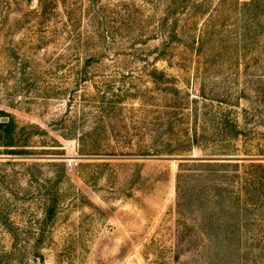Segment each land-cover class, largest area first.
<instances>
[{
  "label": "rangeland",
  "instance_id": "obj_1",
  "mask_svg": "<svg viewBox=\"0 0 264 264\" xmlns=\"http://www.w3.org/2000/svg\"><path fill=\"white\" fill-rule=\"evenodd\" d=\"M58 1L59 19L74 10L76 26L69 35L54 28L32 60L25 54L36 48L29 37L40 29L33 12L42 0H0L12 29L2 32L10 44L0 50V135L21 129V148L0 147V264H264V160L197 172L200 197L186 211L176 195L180 166L220 151L213 120L244 123L248 146L264 154V0H198L178 16L167 13V0ZM176 19L178 37L165 48ZM89 60L91 79L76 91L73 76ZM17 64L26 75L14 74ZM153 70L176 84L153 83ZM86 121L103 122L111 140L131 137L150 149L195 128L200 142L183 156L83 155L64 134ZM124 125L127 132L114 130ZM32 126L43 133L30 136ZM177 157L197 159H163ZM246 183L251 197L231 202L229 188L237 196ZM46 198L55 215L43 223ZM220 222L242 227L237 248L247 256L223 255L230 231Z\"/></svg>",
  "mask_w": 264,
  "mask_h": 264
},
{
  "label": "trees",
  "instance_id": "obj_2",
  "mask_svg": "<svg viewBox=\"0 0 264 264\" xmlns=\"http://www.w3.org/2000/svg\"><path fill=\"white\" fill-rule=\"evenodd\" d=\"M169 1V7L167 8V13L171 15H181L183 11L187 10L190 5H197L198 0H167ZM58 0H42L41 10L33 12L36 14V17H38L39 21H37L35 27L39 26V30H31L32 35L30 36L29 41L34 45L36 48H29V54H25L26 57L33 56L32 60H36L34 56H37L35 52H38L39 49H42V46H40L41 43L45 45V40L48 39L49 32L51 33H59L58 29L55 30L54 28H58L59 25H61V28L64 31V35H69L72 30V28H75V15L76 11L70 10L67 8L68 17L65 21H61L59 19V12H58ZM12 2L9 1L8 10L12 11ZM5 11L0 12V50H7L8 45L10 43H7L10 39V36H8L9 32L11 35V28L8 27L9 22V14L7 13V16L5 17ZM4 15V16H3ZM53 20H57L60 22V24H57L54 26L52 24ZM167 19L164 20L166 22ZM142 22H145L144 20H141ZM51 23V24H50ZM143 24V23H139ZM174 26L167 29L163 26V31H167L165 34V48L172 47L174 41L178 37V19L175 20ZM9 29V32L7 31V34L3 35L2 32L6 29ZM53 29V31H50ZM61 34V32H60ZM5 39L3 45V39ZM7 41V42H6ZM35 43H38V46H36ZM135 56H143L141 54V50L138 51V49L134 48ZM138 53V54H137ZM94 55V54H93ZM94 57V56H93ZM92 61L89 60L86 64V66L83 68L82 71L78 72L77 75L73 76V78L76 80L74 82V89L76 91H80L82 89V86H85V84L91 79L90 74H88V66ZM21 64H17L15 66L14 74H20V75H26L27 69L25 66L22 68L23 72H19ZM36 66H32L29 68V71L32 73H28V75L36 74V71L38 68H35ZM75 69L73 71V75L75 74ZM150 76L153 78V83L159 84L163 83L164 80H167L166 82L169 84H176V79L169 78L165 73L158 72V70H153L150 74ZM126 79V77H124ZM128 84V83H127ZM74 91V90H73ZM179 91V90H177ZM75 93L73 94V97L70 101H73V103L76 102L75 99ZM101 97L99 94L94 98V100L90 101V110H98V107H93L95 103H100L97 101V99ZM204 97V96H203ZM225 102L220 101V104H223ZM111 107H115V103L110 101ZM230 114V113H229ZM94 116L93 113H90L89 116ZM85 120V119H84ZM213 122H216V129L219 130V134H216L213 140V145L216 148H219L220 151L214 152L210 154L208 158L212 159H204L201 158L199 160H196L191 163H184L180 167V172L177 176V187H176V195H177V210L178 212L182 211L186 208H188L191 204L198 201L200 197L199 191V182L202 178V176H198L197 172H208L209 170L212 172H218L220 173L221 168H229V167H240V160L249 161L252 163V165H256V162H259L260 160H264V154L261 152V150H256L257 148H251L248 146V131L246 130V127H244V123L240 124L239 120H213ZM197 126V124H196ZM88 128V130H86ZM21 130V129H20ZM19 128L15 126L9 127L7 130L4 131L2 135H0V147H5L8 149H19L21 146L19 144L21 143L19 133ZM32 132H30V136L37 133L34 131H40L39 128L36 126H32ZM118 132H127L128 126L124 125L121 128L114 129ZM198 129L195 128L194 132L192 130H188L186 133V137L181 139L178 138L174 143L167 144L162 146L163 148H160L161 146H156L155 148H149L146 147V141L142 142H136L131 137H123V136H117L116 139L111 140L108 136H105V126L103 125V122L101 123H91L89 124V121L86 123H82L81 126L78 125V123H73L72 127L69 129L70 133L74 134H64L65 138L77 140L80 145V151L82 153H85L83 155H106V156H149L150 153H153L155 156H183L184 153L191 150V147L196 145L200 142L199 136H198ZM80 131L81 134H80ZM104 131V132H103ZM43 133V132H42ZM102 134V138H94L95 134ZM193 133V134H192ZM121 134V133H120ZM69 136L70 138L66 137ZM243 139V140H242ZM250 140V139H249ZM236 141H242L243 151L238 150L237 145L235 146ZM11 151H18V150H11ZM239 152V153H238ZM244 156V157H243ZM215 157H218L220 160L223 161H214ZM233 158V159H231ZM260 168L262 167L261 164H259ZM255 167V166H254ZM220 169V170H219ZM220 178H227L228 176H219ZM214 184V183H213ZM219 186V185H218ZM216 186V187H218ZM248 186H251L250 184L246 183L245 189L242 191H238L237 196L233 194L231 188L229 191L230 195V201L232 202L234 199L236 202H242L244 198L251 197L250 190L248 189ZM202 189V188H201ZM197 191V193H196ZM219 193L217 195H221L222 192H228L226 190L223 191V189H218ZM197 198V199H195ZM195 199V200H194ZM46 205L48 206L46 209V217L44 222L50 221L51 218L55 215L54 212V206H53V200L50 198H46L45 200ZM236 204V207H240V205ZM247 208V207H246ZM245 208V209H246ZM242 211L241 209H237L238 214ZM220 231H230L227 235L224 241L227 243L226 253L223 254L226 258L234 260L235 258H240L241 253H244L243 256H247L248 253L246 251H242L241 248H237L240 246V244L243 241V234L241 233L242 227H240L239 224L233 227H228L226 225H222L221 222L219 223ZM44 236V234L42 235ZM228 249V250H227Z\"/></svg>",
  "mask_w": 264,
  "mask_h": 264
},
{
  "label": "water",
  "instance_id": "obj_3",
  "mask_svg": "<svg viewBox=\"0 0 264 264\" xmlns=\"http://www.w3.org/2000/svg\"><path fill=\"white\" fill-rule=\"evenodd\" d=\"M166 161H180V162H184V161H191V160H195L197 158H193V157H177V158H163Z\"/></svg>",
  "mask_w": 264,
  "mask_h": 264
}]
</instances>
